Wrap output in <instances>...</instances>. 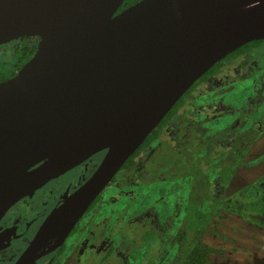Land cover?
Returning a JSON list of instances; mask_svg holds the SVG:
<instances>
[{"label": "water", "instance_id": "water-1", "mask_svg": "<svg viewBox=\"0 0 264 264\" xmlns=\"http://www.w3.org/2000/svg\"><path fill=\"white\" fill-rule=\"evenodd\" d=\"M0 0V44L37 36L0 82V220L106 150L16 264L61 244L174 105L213 66L264 39V0Z\"/></svg>", "mask_w": 264, "mask_h": 264}, {"label": "rangeland", "instance_id": "rangeland-1", "mask_svg": "<svg viewBox=\"0 0 264 264\" xmlns=\"http://www.w3.org/2000/svg\"><path fill=\"white\" fill-rule=\"evenodd\" d=\"M261 52L248 53L259 55L254 63V71L260 72L256 80L244 78L247 71L244 69L245 65L251 64L255 59L244 56L240 60L238 58L228 60L227 66L222 67V73L215 82L209 85L205 83L206 85L197 88L200 92L190 91L186 96L187 104L181 113L175 115L161 130L152 146L141 150L139 157L148 155L149 159L145 163L146 170L139 185L128 187L122 185L121 188H116L113 184L119 180V175L116 176V181L110 184L111 193L119 197L122 205L129 207V211L121 213L122 223L127 222L130 215L136 223L138 220L141 222L146 220L150 228L155 224L154 231L159 234L151 241L149 249L142 246L131 255L123 254L121 251V258L125 259L127 264L170 263L178 253V243H174L173 238L177 241L178 234L184 227L189 204H192L191 208L194 206L201 210L207 218L212 210L216 212L210 219L211 223L204 235L205 242L214 249L211 254L212 260L222 264H264V224L256 221H264V215L243 208L247 203L264 204V107L263 114L257 116V121L252 123L254 131L252 137H250L252 131L244 132L249 133L248 136L236 134L234 137L237 127L230 129V125H234L243 111L246 113L257 102L264 100V47L261 48ZM233 79L235 80L232 81ZM193 122L202 126L195 129V132L204 140H208L206 142L208 148H203L206 144L201 139H198L194 149L179 144L181 138L185 139L184 135ZM243 124L239 126L241 131L247 128ZM220 132L225 133L230 139L222 137L223 133L217 135ZM256 134L258 137H255ZM187 135L192 138L191 134ZM213 136H217L218 140L213 139ZM232 137L236 142L240 140L238 146H243L244 143L240 144L248 141V138L252 139V143L246 149L237 151ZM190 141L191 139L188 142ZM230 147L231 151L227 153L225 150ZM186 149L188 151L185 152ZM193 150L196 152L199 150L197 156L200 155L201 158L213 151L215 157H220L217 152L224 155L227 153L228 157H231V153L234 156L240 154L244 165L242 164L241 170H238L230 183L223 186L226 173L221 162L223 160L225 162L228 157L217 159L221 162L213 173L214 177L212 176L209 181L206 169L208 163L196 173L198 168H193L191 160L187 158L186 153L190 155ZM182 155L181 163L184 165L178 170L171 171L173 175L178 171L177 180L170 181L164 178L162 179L164 181L150 183L159 175H166L172 161L178 162ZM229 159L226 160L228 163L225 162L227 167L230 164ZM98 161L99 157H96L84 164L76 176L75 171L70 172L64 177L63 183L67 184L73 180L74 186L80 185L92 174L94 168L98 166ZM229 170L226 169V172ZM183 172L189 173L188 176H183ZM139 239L140 233L136 232L134 239L130 238L127 241L121 238V243L124 242L121 246L133 250Z\"/></svg>", "mask_w": 264, "mask_h": 264}, {"label": "flooded vegetation", "instance_id": "flooded-vegetation-1", "mask_svg": "<svg viewBox=\"0 0 264 264\" xmlns=\"http://www.w3.org/2000/svg\"><path fill=\"white\" fill-rule=\"evenodd\" d=\"M21 42L22 43L24 42L26 48H28L26 52H22V56H28L32 54L31 53L32 49L35 48V52H36L39 42V37L25 36L21 39H13L9 42L0 44V65H1L0 78L7 77L9 74H11V76L1 79L0 82L15 76L19 72V70L23 67V65H25L23 64L21 66L20 65L21 63L19 62V43ZM263 47H264V43L260 47L252 49L244 54L241 53L229 59H225L226 58L225 57L222 61L219 62L221 63V65L218 73L208 77L205 80H201V83L198 84V86H196L192 90H194V92H200V90H198L197 88L205 83L209 85L210 83L215 82L218 76L222 73V67L227 66L226 62L228 60H233L236 58L240 60L243 59L244 56H246L245 58H249V57L255 58L251 61L252 63L250 62L251 64H248L247 66L245 65L244 69H246L247 71H245L246 75L244 78L250 77L253 80H256L260 72L254 71L255 70L254 63L258 60L259 55H249V54L250 53L260 54L262 53L261 48ZM234 80L235 79H233L232 81ZM256 84L258 85V83ZM221 87L226 88L225 86H221ZM186 98L187 97H185L184 103L175 112L173 117L170 120H168L161 127V129H159L158 135L155 136L150 141L149 145L146 147L152 146V142L158 138L161 130L175 117V115L181 113L182 109L187 104ZM263 102L264 100H262V102H257L256 105L246 113H244L243 111V114L240 115L238 119H236L234 125H230L231 130L234 129L235 126L237 127L234 137L236 134H246V136H248L249 133H244L248 131H252L250 133V137L253 136L254 131L252 130L251 126L253 122L257 121L256 117L260 116V114H263V107H264ZM192 119L194 120V118ZM191 124L192 125L189 127L186 133L191 134L192 138H190L186 134L184 135L185 139L181 138L182 140H179V144H183L194 149L198 144L196 143L198 139H201L204 141V144H206L203 146V148H208L206 147L208 146L206 143L208 140H204L201 137V135H198L195 132V129L202 126L200 124H197L196 122L195 123L193 122ZM242 124L247 128L241 131L239 129V126ZM221 133L223 132L217 133V135L218 134L220 135ZM222 137H226L227 139H230L225 135V133H223ZM255 137H258V135L256 134ZM214 138L218 140L217 136L216 137L213 136V139ZM190 139L191 141L188 142ZM239 141L236 142L234 141V138L232 139L234 146L236 145L237 147L236 149L237 151L241 149H246L247 146L252 143V139L248 138V141L242 142L240 144L242 145L244 143L243 146H238L237 144L239 143ZM141 150L131 161L129 158L125 162V164L121 167L118 173L114 176L113 180L106 186V188L100 193V195L94 200V202L89 206L87 211L75 224L72 231L65 238V240L61 244L50 249L48 253L40 256L34 264H127L125 262V259L121 258V251L123 252V254L129 253L128 255H131L133 252L141 249L142 246H147V248L149 249L151 241L157 235H159L156 234V232L154 231L155 224H152L151 227L152 229H151L149 223L146 220H144L143 222L138 220L137 221L138 223H136L134 219L130 217V215H129L130 219L127 222L122 223L121 213L124 214L125 212L129 211V207L125 204L122 205V202L119 199V197L111 193V191L109 190L110 184H113L116 181V176L118 175H119V180H117L113 184L114 186H116V188H121L122 185L128 187L130 185L140 184L141 176L146 170L145 163L149 159L148 155L139 157ZM211 150L212 149H209V151ZM186 151H188V149H186L185 152ZM225 151H227L228 153V151H231V147L226 149ZM198 152L199 150L197 152L193 150L190 152L191 153L190 155L189 153H186L188 155L187 158L191 160L193 168L196 169L198 168L196 170V173L201 168H204L205 167L204 165L208 163L206 167L208 171L207 176H208V180L211 181L212 176L214 177L213 173L216 167L221 162V161H217V159L222 160L224 159V157H228L226 156L227 153L224 155L221 152H217V154L218 153L220 154V157H215L216 154L213 151L211 153H208L207 156H202L201 158L200 155L197 156ZM105 154H106V150L96 153L95 155L84 161L82 164L76 166L75 168L69 170L66 173H63L51 179L48 183L36 189L32 195H27L23 197L15 204H13V206H11V208L5 213V215L0 220V264H16L19 258L23 255V253L32 243L33 239L35 238L37 232L39 231L41 225L43 224L49 213L56 206L60 205L68 194L73 193L75 189H77L80 185H82L91 175L83 183L77 186L73 185V180H70V182H68L67 184L63 183L64 177L67 176V174H69L72 171H75L74 176H76L77 171L81 169V167L84 164H86L93 158L99 157V161L97 164L99 165L102 159L104 158ZM183 155L182 158L178 160V162L172 161L169 171L167 172L166 175L164 176L159 175V177H157L155 180H151L150 183L154 181L158 182L164 178H166L164 180H170V181L177 180L179 178L178 171L174 175L172 174L171 171L178 170V168H180L181 165H184L181 163V161L183 160ZM195 155L196 157H194ZM230 156L231 157H228L227 159L225 158L226 160L230 158L229 163H231L235 159L232 153L230 154ZM242 160L243 159L241 158V161ZM225 162L224 160L223 162H221L223 163L222 164L223 167L226 165V163H228ZM242 164H240V166L238 167L237 172L238 170H241ZM96 168H94L92 173L95 171ZM184 171H188V170H184ZM188 174L189 173L183 172L182 175L188 176ZM194 176L195 175H193V177ZM232 178H230L227 182L223 181V186H226L228 183H230ZM144 182L146 183V181ZM212 216H214V214L211 215L210 219L212 218ZM125 225H127L128 227H126ZM182 229L183 228H181V230ZM136 232L140 233V239L133 250L129 247L125 249V247L121 246V244L124 243V242L121 243V238L122 240H127V241L130 238L134 239ZM173 241L176 244L178 243L176 240H174V238ZM178 249H179V245H178Z\"/></svg>", "mask_w": 264, "mask_h": 264}, {"label": "trees", "instance_id": "trees-1", "mask_svg": "<svg viewBox=\"0 0 264 264\" xmlns=\"http://www.w3.org/2000/svg\"><path fill=\"white\" fill-rule=\"evenodd\" d=\"M138 1L139 0H125L124 3L118 8L117 12L122 11L126 7ZM263 43H264V39L254 40L252 42H249L243 45L242 47H240L239 49L235 50L231 54H229L225 59L235 57L236 55L241 54V53L244 54L252 49L260 47ZM27 50L28 48H26L24 42L19 43V62L21 63L20 64L21 66L23 64H26L30 60V58H32L33 55L35 54V48H34L31 50L32 54L28 56H22V52H26ZM220 65L221 63H217L208 72H206L200 78V80H198L190 88V91L194 89L196 86H198V84L201 83V80H205L208 77L214 74H217L219 71ZM9 76H11V74H9L7 77ZM7 77H1L0 80L3 78H7ZM190 91L188 90L184 94V96L179 99V101L174 105L173 109L166 115V117L160 123L158 128L154 129L153 132H151V134L143 142L140 148L130 157V161L139 153L141 149L148 146L150 141L155 136L158 135L159 129H161V127L173 117L175 112L184 103V99ZM241 153H243V150L241 151ZM234 158L235 159L228 165V167L226 165L223 167V171L224 173H226L225 179H224L225 182H227L230 178H232L235 175L238 167L240 166V164H242L240 154L238 156L237 155L234 156ZM226 169H230L229 172H226ZM191 207H192V204L191 205L189 204L184 227L180 231L177 237V242L179 245L177 256L175 259H173L168 264H222L221 262L214 261L211 259V254L213 253L214 249L210 245H208L204 240V235L210 225V217L212 214H215L216 212L212 210V213H210L207 218V215L204 214L201 210H197L194 206L193 208ZM243 208H246L251 211L264 215V204L261 205V204H256V203H247V204H244ZM193 216L195 217L192 218ZM256 221L264 224V221H259V220H256Z\"/></svg>", "mask_w": 264, "mask_h": 264}]
</instances>
